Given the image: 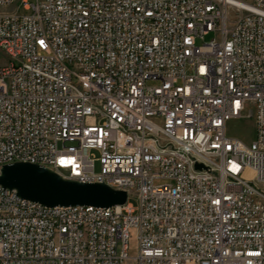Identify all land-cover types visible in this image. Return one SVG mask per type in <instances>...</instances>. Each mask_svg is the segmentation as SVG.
Here are the masks:
<instances>
[{"label":"built area","instance_id":"built-area-1","mask_svg":"<svg viewBox=\"0 0 264 264\" xmlns=\"http://www.w3.org/2000/svg\"><path fill=\"white\" fill-rule=\"evenodd\" d=\"M10 6L0 168L35 163L128 196L47 206L0 184V264H264V0ZM245 118L251 142L228 134Z\"/></svg>","mask_w":264,"mask_h":264},{"label":"water","instance_id":"water-1","mask_svg":"<svg viewBox=\"0 0 264 264\" xmlns=\"http://www.w3.org/2000/svg\"><path fill=\"white\" fill-rule=\"evenodd\" d=\"M196 166L200 168L202 164ZM0 184L5 188L16 189L25 199L47 206L110 207L124 204L128 196L127 191L106 183L65 179L48 167L30 162L2 165Z\"/></svg>","mask_w":264,"mask_h":264},{"label":"rangeland","instance_id":"rangeland-1","mask_svg":"<svg viewBox=\"0 0 264 264\" xmlns=\"http://www.w3.org/2000/svg\"><path fill=\"white\" fill-rule=\"evenodd\" d=\"M28 1L31 3L36 2V0H28ZM10 8L12 7L11 6L10 7H0V9H10ZM19 11L22 13L31 12L30 10H27L24 7L23 3L20 4ZM207 38H209V36ZM6 58L7 57L4 54V52L0 50V63L4 62ZM228 134L241 137L246 142H251L255 138V135H256V128H255L253 119L245 118V119L230 120L228 122ZM155 182L162 183L164 182V180L156 179ZM132 201L136 203L135 199H132ZM130 244H131L130 254H135L137 252V242H136L134 230H132V237L130 240ZM126 264H129V262H127Z\"/></svg>","mask_w":264,"mask_h":264}]
</instances>
